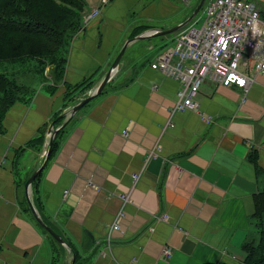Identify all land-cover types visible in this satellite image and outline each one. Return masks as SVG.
I'll list each match as a JSON object with an SVG mask.
<instances>
[{
  "label": "crops",
  "instance_id": "1",
  "mask_svg": "<svg viewBox=\"0 0 264 264\" xmlns=\"http://www.w3.org/2000/svg\"><path fill=\"white\" fill-rule=\"evenodd\" d=\"M198 1L111 0L99 16L83 21L71 42L63 81L27 86L36 90L30 104L8 110L0 134V264H51L52 259L48 237L19 207L25 192L14 182L15 150L41 128L47 135L56 116L61 117L54 122L62 119V124L71 102L84 98L74 92L66 100V85L90 78L96 86L124 38L130 40L140 26L168 30L185 21ZM250 1L264 20V0ZM97 4L88 0L87 13ZM178 31L148 33L127 45L140 42L147 53L131 65L121 63L106 93L72 117L43 171L44 215L80 253L93 256L91 264H244L243 246L258 242L253 196L263 190L264 174H256L248 155L255 152L264 171V71L255 76L244 101L239 88L206 81L194 99L196 111L170 114L179 85L149 64L173 45ZM251 54L247 71L252 73L255 61L264 62V48ZM168 121L172 127H165ZM19 161L17 173L24 179L41 164L40 154L32 151ZM133 174H140L135 185ZM120 211L118 229L110 230ZM165 247L170 259L161 257ZM65 250L62 262L70 264L73 255Z\"/></svg>",
  "mask_w": 264,
  "mask_h": 264
},
{
  "label": "trees",
  "instance_id": "2",
  "mask_svg": "<svg viewBox=\"0 0 264 264\" xmlns=\"http://www.w3.org/2000/svg\"><path fill=\"white\" fill-rule=\"evenodd\" d=\"M87 8L86 0H0V61H11L15 63L28 59L36 60L43 74L46 73L48 69L47 74L50 76V82L53 84L61 83L64 77L69 46L76 36L77 31L82 27ZM202 8L203 6L201 9ZM146 28V26L137 28L135 30L136 32L131 35V39L147 31ZM93 87L94 83H92L90 78H88V82L83 81L75 86L66 85L64 98L69 100V97L74 92L80 93V95L85 98L86 93ZM105 89L106 86L102 92L94 98L96 99L104 95L106 93ZM33 94L34 91L30 90L27 86L18 84L14 78L0 73V134L4 133L3 120L8 110L16 103L29 105L32 101ZM74 102L75 100L71 103ZM89 104L90 103L86 104L84 107ZM71 120L72 118L69 122ZM61 121L62 119L55 121V127H57ZM64 129L65 128H61L56 132L44 169L58 151ZM45 136L44 127L37 130L36 134L24 146L15 150L12 168L14 172V182L20 192L24 189V184L33 170L25 179L22 178L21 175L17 173L20 164L19 159L26 151L41 154ZM248 160L254 166L256 174H264V171H262L257 164L255 152L248 155ZM44 169L37 175L31 184V199L42 222L52 228L50 222L43 213V202L39 189ZM253 205L254 212L252 217L258 229L259 239L255 246L251 243L243 246V251L246 253L244 264H264V188L253 196ZM19 207L36 222L42 233L48 237L52 247L51 264H65L62 262V258L66 252L65 248L49 236L37 223L25 196H22ZM62 238L65 240L70 252L74 256L73 264H91L92 255L80 253L70 240L64 236H62Z\"/></svg>",
  "mask_w": 264,
  "mask_h": 264
},
{
  "label": "built area",
  "instance_id": "3",
  "mask_svg": "<svg viewBox=\"0 0 264 264\" xmlns=\"http://www.w3.org/2000/svg\"><path fill=\"white\" fill-rule=\"evenodd\" d=\"M108 1L99 0L98 8L89 13L85 12L84 24L99 16L100 8L107 5ZM178 1L189 5L192 0ZM196 16L198 17L194 21L178 31L173 45L162 49L149 64L151 70L179 85L170 114L196 111L194 99L206 81L224 87L239 88L244 101L250 86L255 82V76L264 71L263 61H255L252 73L247 71L249 53L253 56L260 48H264V20L260 18L259 7L255 2L205 0L203 8ZM156 86H153L154 90ZM172 126L168 121L165 127ZM122 135L126 138L127 131ZM151 155L153 151L148 158ZM139 177L140 174L132 175L133 185ZM66 196L67 192L64 193V198ZM122 197L124 204L127 203L128 196ZM121 218L120 211L110 230L118 229ZM106 239V246L109 248L110 232ZM104 255L102 251L99 256ZM161 257L170 259V250L163 248Z\"/></svg>",
  "mask_w": 264,
  "mask_h": 264
},
{
  "label": "water",
  "instance_id": "4",
  "mask_svg": "<svg viewBox=\"0 0 264 264\" xmlns=\"http://www.w3.org/2000/svg\"><path fill=\"white\" fill-rule=\"evenodd\" d=\"M204 2H205V0H200L199 3L197 4V6L195 7V9L193 10L192 14L182 23H180V24H178V25H176V26H174L168 30H163V31L147 30V31L143 32L142 34L134 37L133 39L126 41L124 46L120 50L119 54L117 55V57L112 62L109 70L102 77L100 82L86 93L85 98H81L80 100L74 102L65 111L66 112L64 114V116H65L64 120L65 121L60 126H57V127L54 126L55 125L54 121L50 124L48 131H47V135H46L47 142L44 144L43 150L40 154L41 164H40V166H38V168H36L32 172V174L26 180V182L24 184V192H25V197H26L27 203H28L30 210L32 212V215L36 219L37 223L47 232V234L49 236H51L62 247L69 249V247L67 246V244H66L65 240L62 238V236L57 234L52 228H50L44 222H42V220L40 219V217H39V215H38V213H37V211H36V209L32 203V200H31V184H32L33 180L37 177V175L42 172V170L44 169V167L47 163V160H48V157L50 154V149H51L53 139H54L56 132L59 129L64 128L66 126L67 122L78 111H80L86 104H88L91 100H93L95 96L99 95L102 92V90L104 89L106 84H108L111 81L114 73L117 71L119 64H120V61H121V58L124 55L125 49L130 42L135 41V40H142V39L148 37V35H149L148 33H150L151 31H152V34H150V36H166L168 34H171V33H174L176 31L180 30L181 28H183L184 26H186L188 23H190L192 21L194 16L200 11ZM59 117H61V116H59ZM73 263H74V256H72L70 264H73Z\"/></svg>",
  "mask_w": 264,
  "mask_h": 264
},
{
  "label": "rangeland",
  "instance_id": "5",
  "mask_svg": "<svg viewBox=\"0 0 264 264\" xmlns=\"http://www.w3.org/2000/svg\"><path fill=\"white\" fill-rule=\"evenodd\" d=\"M86 1L88 2V0H86ZM110 1L111 0H109L108 3ZM97 2H98V4H97V6H98L99 5V0H97ZM105 6L101 7L100 11H101V9L103 10L105 8ZM192 12H190V14ZM85 26L86 25H84V28H85ZM197 26H199V24ZM76 36H78V35H76ZM126 41H127L126 38H124V40H123V42L121 44L122 46L120 45L121 47L119 48V50H117V53L115 54L114 58L117 57V55L119 54L120 50L122 49V47L124 46ZM69 50H70V46H69ZM68 53H69V51H68ZM141 53H142V55H145L147 52H146V50L143 47L140 46V42H136V44L133 47L130 46V47L126 48L125 53H124V55L121 58L120 64L121 63H127V64L131 65L133 63L134 59L138 58ZM67 59H68V56H67ZM109 68H108V70H109ZM47 71H48V69H47ZM47 71H46V73L43 74L40 66L37 63V61L33 60V59L24 60L22 62L18 61V62H15V63H13L11 61H0V73L1 74H4V75H6V76H8L10 78H14L15 81L18 84H22L24 86H28V87L33 88V89H38V88H41L43 86L47 87V84L50 83V78L48 77ZM127 76H129V74L122 76L120 80L126 79ZM34 91H36V90H34ZM43 91H45V89H43ZM83 109H81V110H83ZM56 118H54V120ZM54 120H52V121H54ZM24 163L27 164V160L26 159L24 160ZM28 167H29V165L27 164L26 168H28ZM29 170H32V164H31ZM24 172H26V171H24ZM162 218H164V217H162Z\"/></svg>",
  "mask_w": 264,
  "mask_h": 264
}]
</instances>
